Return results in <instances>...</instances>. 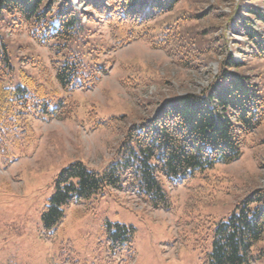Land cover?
<instances>
[{
  "label": "trees",
  "instance_id": "1",
  "mask_svg": "<svg viewBox=\"0 0 264 264\" xmlns=\"http://www.w3.org/2000/svg\"><path fill=\"white\" fill-rule=\"evenodd\" d=\"M74 1L90 7L91 13L77 10ZM179 1L0 0V24L20 27L50 52L49 67L31 56L17 70L11 46L0 44V167L8 169L38 142L32 121L73 119L81 108L76 94L92 90L111 69L104 56L108 50L98 43L92 26L110 31L114 44L109 52L138 40L170 51L175 27L165 28L164 38L158 39L155 21L173 12ZM250 1L237 14L238 25L249 55L264 61V10L253 4L264 0ZM263 123L264 89L245 72L244 63L226 55L215 80L202 92L167 98L151 118L129 127L116 158L105 169H93L82 161L63 168L41 212L42 229L52 233L72 204L104 196L106 189L132 193L155 210L177 211L179 202L167 186L206 179L218 166L239 161L250 145L248 138ZM194 218H181L179 224L187 237L195 236L202 264H264V191L254 190L228 217L208 220L207 229ZM114 226L103 244L108 264L117 253L135 255L136 229ZM64 255L66 251L60 253L61 258Z\"/></svg>",
  "mask_w": 264,
  "mask_h": 264
},
{
  "label": "rangeland",
  "instance_id": "2",
  "mask_svg": "<svg viewBox=\"0 0 264 264\" xmlns=\"http://www.w3.org/2000/svg\"><path fill=\"white\" fill-rule=\"evenodd\" d=\"M73 3L77 10L91 13L90 7ZM248 3L180 0L173 12L155 21L158 39L164 38L165 28L175 27L173 51L138 40L109 52L114 44L110 31L92 26L98 43L108 50L104 56L111 69L92 90L76 94L81 108L73 119L32 121L38 142L8 169L0 167V264H108L103 244L114 224L136 229L135 257H128V251L117 253L111 264H202L194 248L196 238L186 236L180 220L199 218L207 229L208 220L228 217L254 190L264 191V123L248 138L250 145L239 161L218 166L206 179L167 186L179 202L177 211L155 210L132 193L106 189L104 196L66 209V218L52 235L42 229L41 212L63 168L82 161L93 169H105L116 158L129 127L151 118L167 98L202 92L215 80L226 55L244 63L245 72L264 89V61L249 55L238 25L237 14ZM253 4L264 10V2ZM4 41L12 48L17 70L31 56L49 67L50 52L20 27L0 24V44Z\"/></svg>",
  "mask_w": 264,
  "mask_h": 264
}]
</instances>
